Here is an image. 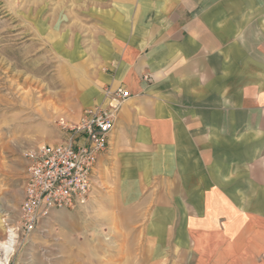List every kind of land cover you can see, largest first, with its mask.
I'll list each match as a JSON object with an SVG mask.
<instances>
[{"label": "crops", "instance_id": "obj_1", "mask_svg": "<svg viewBox=\"0 0 264 264\" xmlns=\"http://www.w3.org/2000/svg\"><path fill=\"white\" fill-rule=\"evenodd\" d=\"M69 1L88 44L71 47L81 76L66 117L111 108L106 87L132 93L96 165L132 150L145 176L156 160L190 184L184 264H264V0Z\"/></svg>", "mask_w": 264, "mask_h": 264}, {"label": "rangeland", "instance_id": "obj_2", "mask_svg": "<svg viewBox=\"0 0 264 264\" xmlns=\"http://www.w3.org/2000/svg\"><path fill=\"white\" fill-rule=\"evenodd\" d=\"M80 8L69 0H0V263L184 264L190 248L182 237V207L188 211L198 200L184 196L190 184L170 180L156 160L145 176L147 165L132 150L96 165L87 203L53 210L23 235L25 155L69 140L75 123L66 115L81 69L71 47L88 44ZM176 170L171 167V178Z\"/></svg>", "mask_w": 264, "mask_h": 264}, {"label": "built area", "instance_id": "obj_3", "mask_svg": "<svg viewBox=\"0 0 264 264\" xmlns=\"http://www.w3.org/2000/svg\"><path fill=\"white\" fill-rule=\"evenodd\" d=\"M105 95L112 101L111 108L94 106L83 110L79 120L69 127V140L39 145L25 155L20 223L26 237L53 210L72 209L90 199L98 157L109 146L115 110L132 93L126 87H106Z\"/></svg>", "mask_w": 264, "mask_h": 264}, {"label": "bare ground", "instance_id": "obj_4", "mask_svg": "<svg viewBox=\"0 0 264 264\" xmlns=\"http://www.w3.org/2000/svg\"><path fill=\"white\" fill-rule=\"evenodd\" d=\"M13 241H14V233L12 230H10L8 242L12 244ZM0 264H4V263L1 262Z\"/></svg>", "mask_w": 264, "mask_h": 264}]
</instances>
